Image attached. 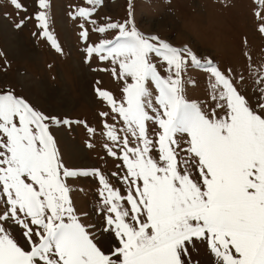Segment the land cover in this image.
<instances>
[{"label": "snow or ice", "instance_id": "1", "mask_svg": "<svg viewBox=\"0 0 264 264\" xmlns=\"http://www.w3.org/2000/svg\"><path fill=\"white\" fill-rule=\"evenodd\" d=\"M100 3L86 0L72 15L84 21L85 62H107L103 70L122 84L119 99L96 89L109 106L102 135L107 154L121 161L111 173L120 187L100 169L64 164L51 129L82 122L0 91V264H193L198 244L214 264H264V64L234 73L145 34L131 0L126 20L96 26ZM5 6L13 9L5 17H19L15 28L34 20L33 35L62 52L49 30L50 0H36L35 13L22 17L23 0ZM255 16L264 35V11ZM86 24L116 35L90 43ZM190 67L208 74L204 100L187 97ZM82 177L98 181L99 228L74 207L68 181ZM105 236L108 251L99 246Z\"/></svg>", "mask_w": 264, "mask_h": 264}, {"label": "rangeland", "instance_id": "2", "mask_svg": "<svg viewBox=\"0 0 264 264\" xmlns=\"http://www.w3.org/2000/svg\"><path fill=\"white\" fill-rule=\"evenodd\" d=\"M27 13L36 11V0H23ZM130 0H102L94 13L96 26L110 18L112 22H123L128 18ZM136 27L148 35H158L176 47L187 46L202 60L210 59L220 69L231 68L234 73L244 74L248 68L264 64V35L258 31L257 10L264 11L259 0H131ZM86 0H50L49 30L62 48L58 53L51 41L33 35L37 31L35 21H27L17 29L14 19L5 17L13 9L0 0V91L13 90L26 99L37 110L60 119L80 121L71 126L53 127L60 157L73 169H100L110 181L120 187L111 176L118 172L121 163L107 154L104 145H111L102 135L104 118L101 112L109 111L102 102L97 88L107 90L117 99L121 96L122 84L115 79L107 62L90 58L85 62V44L81 38L80 24L74 18L78 7ZM89 29L90 43L100 39H114L116 33L99 34ZM186 80L194 81L186 87L190 100H204L209 93L208 74L199 68L190 67ZM99 81V83H97ZM109 123H113L111 119ZM120 126V125H118ZM95 130V134L87 128ZM88 144L93 147L89 148ZM118 155L119 151L117 150ZM73 191L70 193L78 213L87 212L86 221L101 226L94 208L98 202V181L94 178L69 179ZM16 239L24 245L19 232ZM111 240L105 236L99 246L108 251ZM26 247V245H25ZM193 264H214V257L205 245L191 250Z\"/></svg>", "mask_w": 264, "mask_h": 264}]
</instances>
